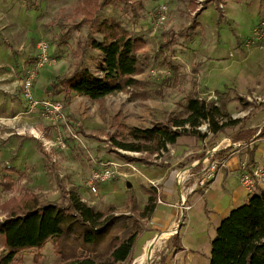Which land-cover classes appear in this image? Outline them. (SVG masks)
Wrapping results in <instances>:
<instances>
[{
    "label": "rangeland",
    "instance_id": "obj_1",
    "mask_svg": "<svg viewBox=\"0 0 264 264\" xmlns=\"http://www.w3.org/2000/svg\"><path fill=\"white\" fill-rule=\"evenodd\" d=\"M77 5L78 0H0V203L13 195L35 192L45 203L65 205L67 196L61 193L62 184L68 189L67 193H77L82 201L97 210L112 208L115 214L138 219L140 205L146 200L145 191L151 193L153 190L144 176L151 170L147 164L163 163L168 160V154L163 152L149 158L145 154L115 151L109 137L117 132L118 124L127 129L145 128L165 121L168 116L184 117L186 98L195 90L198 97L206 101H216L217 92L227 93L234 99L239 97L241 100L236 98L229 104L228 112L242 119L243 125L254 117L255 111L264 113V0H124L101 8L96 16L100 22L116 21L134 37L141 36L147 42L146 49L138 54L144 70L136 77L143 85L137 95H144V98H130L133 89H128L109 96L99 102L101 105L75 104V115L63 107L71 132L78 135L80 141L72 138L67 128L62 126L65 132L62 135L37 113H29L28 103L22 97V80L30 69L38 75L40 69L45 68L43 73L46 74V70L53 67L60 74L71 75L77 64L83 62L85 66L90 64L93 74L102 75L101 52L85 47L88 40L100 42L102 37L82 23L85 16L77 14ZM203 6L206 9L202 11ZM220 11L223 17L218 22ZM42 43L49 46L48 55L54 62L38 68ZM204 62L207 64L201 73V85L197 74ZM219 77L228 82L229 87L219 86V91L203 88L205 81L209 83L205 86L219 85L217 81L214 83ZM43 81L44 78L38 82L39 89ZM262 120L261 115L256 116L253 125L257 127ZM29 126L46 132V139L52 145L57 137L69 142L67 151H59L54 146L49 148L55 149L54 153L49 154L42 140L29 133ZM199 131L207 133L206 125ZM26 141L31 143L23 157L33 161L32 168L22 177L12 175L13 194H8L2 185L3 177L8 174L4 169ZM40 145L46 155L38 156ZM122 155L144 161L128 164ZM101 163L110 164L114 176L108 183L99 185L98 195H94L88 184L92 171ZM148 184L150 187L145 188ZM132 193L139 201L137 207L128 202ZM4 218L0 212V220ZM142 223L146 230L144 237L134 251L135 257L124 264H138L136 258L141 255L146 237L163 234L149 232L148 222ZM174 240V234L160 240L149 264H178ZM53 243L50 240L40 250L22 251L17 261L20 264H60ZM6 254L0 239V261Z\"/></svg>",
    "mask_w": 264,
    "mask_h": 264
},
{
    "label": "trees",
    "instance_id": "obj_2",
    "mask_svg": "<svg viewBox=\"0 0 264 264\" xmlns=\"http://www.w3.org/2000/svg\"><path fill=\"white\" fill-rule=\"evenodd\" d=\"M115 1L124 0H78L76 12L85 16L82 23L102 36L100 42L90 39L85 44L87 49L103 54L102 75L96 76L79 62L71 75L54 78L49 93L54 101L55 97L64 95L65 108L73 97H84L97 103L128 89H133L130 98H144V95H137L143 85L136 77L144 70L138 54L146 49V42L134 37L116 21L100 22L96 18L101 8ZM222 17L220 11L218 22ZM216 95L217 101H206L200 99L195 90L186 98L184 117L168 116L165 121L152 123L150 128L127 129L118 124V130L109 137V142L115 151L145 154L150 158L167 153L168 146L175 145L183 136L204 140L209 133L216 136L242 124V119H234L228 112V105L240 98H230L227 93L220 92ZM204 124L207 133L199 131ZM258 138L264 140V128ZM122 157L127 163L144 161L129 155ZM253 163L251 158L248 167ZM4 170L9 174L3 177L2 185L6 193L13 194L14 180L10 173H17V170L11 167ZM60 189L62 195L67 196L65 205L45 203L35 192L13 195L0 203V212L5 216L0 220V239L7 251L0 264H20L17 261L20 252L40 250L50 240L54 241L53 248L61 259L60 264H124L133 258L134 248L144 232L142 222L150 220L157 208L156 193L149 194L139 218L134 219L130 215L115 214L112 208L97 210L82 201L77 193H67L64 185L60 184ZM128 202L138 206L133 193ZM174 241L176 248L182 250L178 234ZM210 264H264V191L250 196L246 203L232 209L221 221L211 242Z\"/></svg>",
    "mask_w": 264,
    "mask_h": 264
},
{
    "label": "crops",
    "instance_id": "obj_3",
    "mask_svg": "<svg viewBox=\"0 0 264 264\" xmlns=\"http://www.w3.org/2000/svg\"><path fill=\"white\" fill-rule=\"evenodd\" d=\"M126 30L129 31V29ZM135 37L142 38L138 35ZM142 39L145 41L144 38ZM100 54L103 56L102 53ZM206 64L207 62H204L198 68L199 72L197 77L201 85V73L204 72ZM87 66L88 68L91 67L89 63H87ZM49 68L51 69H47L46 74L43 73L45 68L40 69L38 72L34 85V95L37 99L51 98L52 96L49 93L51 82L54 78L64 74H60L56 70H53V67ZM65 71H67V69ZM43 78L44 85L39 89L37 87L38 82ZM223 80L222 77L214 79V83L217 81L219 85L215 83L212 87L205 86L209 85L208 81H205L206 84L203 88L219 91V86L229 87V83ZM208 92L210 91L208 90ZM55 99L63 103L65 101L64 95L55 97ZM75 104H82L86 107L88 104H90V106L93 104L97 105L99 102L94 103L84 97H73L70 105L66 108L70 114L75 115ZM100 107L101 106H99L98 113L100 112ZM259 115H261L263 120L256 127L253 125V121L255 117L257 116L258 118ZM37 116L39 118H44L38 113ZM44 121L48 124L50 123L53 129H59L57 132L62 133V135H65L64 128L68 129V126L63 121L57 122L45 118ZM151 126L145 128H150ZM28 128L29 133H32L38 140H42L45 151H50L49 154H53L55 149H49L51 148L48 147L51 141L46 139V132L43 133L41 129H37V127L29 126ZM262 128H264V113L255 111L254 117L250 119L246 125L242 123L216 136L209 133L204 140H199L194 136H183L179 138L175 145L168 146L169 151L166 153L168 154V160L154 166L147 164L150 165L149 168H151V170H147L144 176L148 178L147 181L153 188L151 193H156L158 199L157 208L153 216L150 220L146 221L151 229L149 232L159 231L160 233L168 235L178 234L180 237V245L182 246V250L176 251L178 264H210L211 242L216 235V230L221 221L228 216L232 209L243 205L250 198L246 189L241 184L243 173L247 168L249 170L251 167L264 166V140L258 138ZM68 131L70 132L69 129ZM58 136L60 135L58 134ZM29 143L31 142L26 141L22 143L18 155L12 158L9 167L15 168L17 173H10L11 175L20 174V177H22L23 173L30 172L28 168H32L31 163H33V161L30 158L23 157ZM66 144L68 145L69 142L66 141ZM40 147L42 146H39V150ZM253 147H255L254 150ZM56 149L62 151L61 148L57 147ZM214 149L215 151H213ZM39 150L37 151L38 156L46 155V153H43L45 152L44 149L41 148L40 152ZM65 150L67 151V149ZM252 151L253 155H251ZM210 153L214 155V158L209 155ZM130 154L138 155L137 153ZM251 158H253L254 163L251 167H248ZM212 159L223 160L225 166L221 169L216 179L210 184L209 188L205 190L198 187L197 180L202 170L207 167ZM131 168L135 167L132 166ZM134 170L137 171L136 168ZM180 172L184 174L185 180L187 181L185 185L187 190L184 209L180 198V186L177 183L176 176ZM7 173L9 174V172ZM149 184L146 185L145 188L150 187ZM154 184L157 187L154 186ZM129 185L128 186L131 187V184ZM130 189H133V187ZM145 192L147 196L145 202L140 205L141 209L145 207L150 194V191ZM96 195H98V193ZM145 232L146 230H144L134 251L139 245L140 240L144 237ZM149 232H147V234H149ZM152 237H146L144 243H142V248L140 250L141 255L138 256V259L136 258L138 264L139 258L145 253V243L147 244L148 241L154 238ZM132 257L134 258L135 255Z\"/></svg>",
    "mask_w": 264,
    "mask_h": 264
},
{
    "label": "built area",
    "instance_id": "obj_4",
    "mask_svg": "<svg viewBox=\"0 0 264 264\" xmlns=\"http://www.w3.org/2000/svg\"><path fill=\"white\" fill-rule=\"evenodd\" d=\"M165 10V6L162 7ZM163 18H161L162 22ZM49 46L45 43L40 45V52L37 60V67L41 68L47 64H51L54 61L50 59L48 55ZM37 79V73L34 69L26 71V76L22 80V97L28 103L29 113H38L40 116L51 121H63L70 130L72 138L76 141H80L78 135L71 132L69 123H67L66 116L63 113V104L54 101L50 98L37 99L34 95V81ZM217 101V100H216ZM207 128V125H206ZM58 147L61 149H67L68 145L61 139L57 138V142L54 145L49 144V147ZM237 146V145H236ZM239 147V146H238ZM215 151V149L213 150ZM214 158L213 154H209ZM110 164L101 163L100 167L92 171L90 176V182L88 184L91 192L96 195L98 193V186L108 183L114 176V171L111 169ZM116 166V165H115ZM132 167L131 165H128ZM225 166L223 160L212 159L210 163L200 173V177L197 180L198 187L207 190L210 184L216 179L221 169ZM177 183L180 186V198L182 201V207L185 208L186 202V178L183 173H178ZM241 184L246 189L249 196L264 191V166H255L248 168L242 175ZM154 186H156L154 184ZM157 187V186H156Z\"/></svg>",
    "mask_w": 264,
    "mask_h": 264
},
{
    "label": "bare ground",
    "instance_id": "obj_5",
    "mask_svg": "<svg viewBox=\"0 0 264 264\" xmlns=\"http://www.w3.org/2000/svg\"><path fill=\"white\" fill-rule=\"evenodd\" d=\"M166 236H169V235L168 234H162V235L155 237V238H153L147 242V244L145 245L146 246L145 253L138 260L139 264H149V262L151 261V259L153 257L155 246L160 242V240H162Z\"/></svg>",
    "mask_w": 264,
    "mask_h": 264
},
{
    "label": "water",
    "instance_id": "obj_6",
    "mask_svg": "<svg viewBox=\"0 0 264 264\" xmlns=\"http://www.w3.org/2000/svg\"><path fill=\"white\" fill-rule=\"evenodd\" d=\"M130 186V185H129Z\"/></svg>",
    "mask_w": 264,
    "mask_h": 264
}]
</instances>
